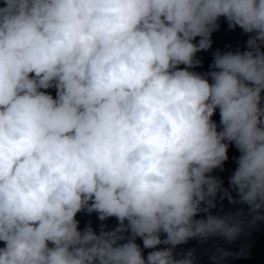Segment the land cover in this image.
I'll return each mask as SVG.
<instances>
[{
  "label": "clouds",
  "instance_id": "9594fccd",
  "mask_svg": "<svg viewBox=\"0 0 264 264\" xmlns=\"http://www.w3.org/2000/svg\"><path fill=\"white\" fill-rule=\"evenodd\" d=\"M221 18L245 48L195 71ZM262 221L264 0H0V264H196Z\"/></svg>",
  "mask_w": 264,
  "mask_h": 264
}]
</instances>
